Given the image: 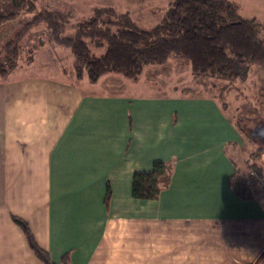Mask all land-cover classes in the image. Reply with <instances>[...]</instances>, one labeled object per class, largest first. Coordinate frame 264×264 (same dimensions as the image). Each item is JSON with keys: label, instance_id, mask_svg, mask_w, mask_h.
I'll list each match as a JSON object with an SVG mask.
<instances>
[{"label": "crops", "instance_id": "obj_1", "mask_svg": "<svg viewBox=\"0 0 264 264\" xmlns=\"http://www.w3.org/2000/svg\"><path fill=\"white\" fill-rule=\"evenodd\" d=\"M45 54L36 66L56 71ZM142 73L119 74L127 85L117 73L0 77V264H45L25 229L54 263L67 252L70 264L259 259L264 204L227 182L241 130L210 96L119 92ZM156 160L166 167L158 196L134 198L133 174Z\"/></svg>", "mask_w": 264, "mask_h": 264}, {"label": "trees", "instance_id": "obj_2", "mask_svg": "<svg viewBox=\"0 0 264 264\" xmlns=\"http://www.w3.org/2000/svg\"><path fill=\"white\" fill-rule=\"evenodd\" d=\"M35 1L0 0V25L22 11L33 10ZM237 8L231 0H171L158 23L151 28H142L128 13L101 7L95 9L92 16L75 23L72 38L62 36L71 17L59 9H44L30 24L43 22L49 39L70 51L75 77H86L91 83L106 73H117L135 80L145 66L164 64L170 58L187 60L192 74L230 81L244 77L251 65L264 70V39L260 33L264 29V21L256 17L243 18ZM22 31L3 46L6 62L0 63V77L6 76L14 67V57L18 52L16 42ZM103 46V53H93L92 47ZM247 137L259 143L249 133ZM233 165V172L227 179L232 193L241 200L253 199L256 197L253 183H256L264 197V184L257 178L261 174L259 167H254L256 177H251L249 173L240 172L235 162ZM165 168L163 161L156 160L149 170L135 172L132 196L156 198L160 190L158 182ZM25 233L45 264H70L68 252L54 263L37 247L28 229Z\"/></svg>", "mask_w": 264, "mask_h": 264}, {"label": "rangeland", "instance_id": "obj_3", "mask_svg": "<svg viewBox=\"0 0 264 264\" xmlns=\"http://www.w3.org/2000/svg\"><path fill=\"white\" fill-rule=\"evenodd\" d=\"M171 0H36L35 8L31 11H22L17 17L0 25V63L5 61L3 46L15 39L16 33L23 29L17 40L18 52L15 55L14 67L8 75H19L26 71L32 74H46L58 76L79 83L73 78L72 55L63 46L55 44L49 39L46 25L41 22L30 24L33 18L44 9H59L69 13L70 22L62 36L72 38L75 34V23L94 14V10L101 7H110L119 13H128L129 16L142 28H151L162 18L163 12ZM239 15H257L263 21L264 0H237ZM264 39V29L261 30ZM12 48V45L9 46ZM93 53H103L104 46L93 48ZM47 56L53 61L55 69L36 66L41 58ZM34 59V66L28 67L29 61ZM183 60V59H182ZM181 64L178 66V64ZM188 61L170 58L164 64H151L144 67V72L133 88L118 87L119 92L132 91L134 94H160V95H196L210 96L219 102L223 113L241 130V142L238 146L231 145L230 152L234 155V162L240 172L249 173L256 177L255 166L259 167L261 174L258 180L264 184V145L248 139V133L256 123L264 122V70L251 65L242 78L224 80L214 76H199L189 70ZM155 67L154 70H151ZM51 68V69H50ZM175 69H178L176 71ZM65 71L66 73L64 74ZM176 71V72H175ZM123 79L124 83L133 81ZM151 86V87H149ZM117 91L115 87L107 88L104 85L97 91L108 93L109 90ZM219 105V106H220ZM243 135V136H242ZM255 196L264 204L261 189L253 183ZM264 264V251L255 262Z\"/></svg>", "mask_w": 264, "mask_h": 264}, {"label": "water", "instance_id": "obj_4", "mask_svg": "<svg viewBox=\"0 0 264 264\" xmlns=\"http://www.w3.org/2000/svg\"><path fill=\"white\" fill-rule=\"evenodd\" d=\"M249 135L264 144V122L261 120L250 128Z\"/></svg>", "mask_w": 264, "mask_h": 264}]
</instances>
